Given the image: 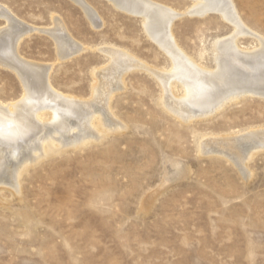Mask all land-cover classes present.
Wrapping results in <instances>:
<instances>
[{
    "label": "rangeland",
    "instance_id": "1",
    "mask_svg": "<svg viewBox=\"0 0 264 264\" xmlns=\"http://www.w3.org/2000/svg\"><path fill=\"white\" fill-rule=\"evenodd\" d=\"M88 1L103 17L99 29L71 0H0L37 27L52 26L56 13L89 46L61 61L49 35L34 31L23 39V57L54 64L56 89L92 99V70L109 63L99 48L112 44L154 69L171 68L141 17L108 0ZM155 1L183 13L173 23L175 38L199 64L213 67V42L230 35L232 25L217 12L186 14L191 0ZM235 2L264 34V0ZM254 41L241 38L245 47ZM124 79L99 111L104 131L79 147L39 152L17 187L0 182V264H264V149L243 172L225 155L199 148L203 140L264 128V97L247 95L185 118L161 104L166 92L150 71L133 69ZM172 91L183 96L179 83ZM24 92L17 73L0 65V100Z\"/></svg>",
    "mask_w": 264,
    "mask_h": 264
},
{
    "label": "bare ground",
    "instance_id": "2",
    "mask_svg": "<svg viewBox=\"0 0 264 264\" xmlns=\"http://www.w3.org/2000/svg\"><path fill=\"white\" fill-rule=\"evenodd\" d=\"M71 1L81 7L93 28L99 29L104 25L103 17L88 0ZM108 1L114 7L142 18L144 30L166 52L171 68L167 71L157 70L125 48L114 44L103 46L99 50L108 56L109 63L92 70L94 81L90 100L56 89L51 80L53 63L36 62L20 53L21 42L34 31L45 33L55 41L57 59L61 61L74 57L89 46L78 41L64 19L56 13L51 14L52 26L42 28L26 22L8 4L0 2V20L3 23L0 26V65L17 73L24 94L33 90L45 95L47 103L41 106L43 111H60L57 101L61 99L69 105L60 124L49 126L36 123L34 135L19 145L18 149L0 144L1 183L8 182L17 187L23 169L37 158L39 152L48 153L58 146L79 147L89 142L96 132L104 131L99 111L104 112L114 90L122 85L125 75L133 69H146L153 73L166 92L160 99L161 104L185 118L212 114L227 103L247 95L264 97V34L246 22L235 0H191L192 6L186 11L191 16L217 12L233 27L230 35L214 40L213 67L199 64L175 38L173 23L183 13L155 0ZM245 36L252 37L257 44L252 48L245 47L241 43V38ZM176 83L181 85L183 93L179 98L172 91ZM212 140L215 144L203 140L199 148L206 153L217 151L247 172V160L258 150L264 149V128Z\"/></svg>",
    "mask_w": 264,
    "mask_h": 264
},
{
    "label": "clouds",
    "instance_id": "3",
    "mask_svg": "<svg viewBox=\"0 0 264 264\" xmlns=\"http://www.w3.org/2000/svg\"><path fill=\"white\" fill-rule=\"evenodd\" d=\"M46 103L45 95L33 90L10 101L0 100V144L18 149L34 135L36 123L49 126L60 124L66 115L68 103L61 99L57 101L60 111H43L41 106ZM49 107L53 108L51 105Z\"/></svg>",
    "mask_w": 264,
    "mask_h": 264
}]
</instances>
